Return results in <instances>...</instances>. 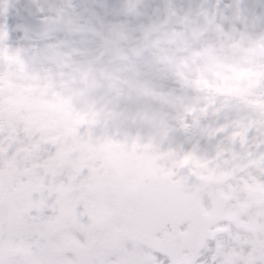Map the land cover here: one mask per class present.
Masks as SVG:
<instances>
[{
	"label": "clouds",
	"instance_id": "clouds-1",
	"mask_svg": "<svg viewBox=\"0 0 264 264\" xmlns=\"http://www.w3.org/2000/svg\"><path fill=\"white\" fill-rule=\"evenodd\" d=\"M0 127L225 211L264 140V0H0Z\"/></svg>",
	"mask_w": 264,
	"mask_h": 264
},
{
	"label": "snow or ice",
	"instance_id": "snow-or-ice-1",
	"mask_svg": "<svg viewBox=\"0 0 264 264\" xmlns=\"http://www.w3.org/2000/svg\"><path fill=\"white\" fill-rule=\"evenodd\" d=\"M244 135L239 194L212 212L102 179L22 128L0 127V264H197L208 239L207 264H264V195L248 191L264 186V140Z\"/></svg>",
	"mask_w": 264,
	"mask_h": 264
},
{
	"label": "flooded vegetation",
	"instance_id": "flooded-vegetation-1",
	"mask_svg": "<svg viewBox=\"0 0 264 264\" xmlns=\"http://www.w3.org/2000/svg\"><path fill=\"white\" fill-rule=\"evenodd\" d=\"M2 19L3 22L9 26L10 32H12L13 35L19 34V30L16 28L18 21L16 20L14 13H10L6 15ZM101 177H103V174ZM181 227H183V225ZM206 244H207V248L201 249L202 255L197 258V264H199L200 261H205L206 264L207 262L210 261L212 250H214V248L210 249V246L215 245V240L209 239L206 241Z\"/></svg>",
	"mask_w": 264,
	"mask_h": 264
},
{
	"label": "rangeland",
	"instance_id": "rangeland-1",
	"mask_svg": "<svg viewBox=\"0 0 264 264\" xmlns=\"http://www.w3.org/2000/svg\"><path fill=\"white\" fill-rule=\"evenodd\" d=\"M14 35H18V34H14ZM102 179H104V176L103 177H101ZM256 187L259 189V188H264V186H259V185H256ZM256 194H260V195H263V193H261V192H259V191H257L256 192ZM79 238H81V239H83V237L81 236V237H79ZM212 248H215V245H211L210 246V249H212Z\"/></svg>",
	"mask_w": 264,
	"mask_h": 264
},
{
	"label": "water",
	"instance_id": "water-1",
	"mask_svg": "<svg viewBox=\"0 0 264 264\" xmlns=\"http://www.w3.org/2000/svg\"><path fill=\"white\" fill-rule=\"evenodd\" d=\"M244 163H245V165L247 164V158H246V160H245V162H244Z\"/></svg>",
	"mask_w": 264,
	"mask_h": 264
}]
</instances>
